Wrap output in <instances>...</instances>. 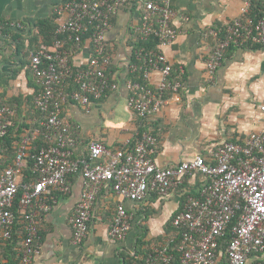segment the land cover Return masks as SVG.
Listing matches in <instances>:
<instances>
[{
    "label": "built area",
    "instance_id": "built-area-1",
    "mask_svg": "<svg viewBox=\"0 0 264 264\" xmlns=\"http://www.w3.org/2000/svg\"><path fill=\"white\" fill-rule=\"evenodd\" d=\"M132 1L65 0L55 9L56 34L61 38L50 46L41 45L30 57V70L40 85L35 107L44 117L40 121L43 130L36 128L25 137L13 165L0 169V242L12 238L16 209L24 233L19 264H32L38 254L39 240L38 215L33 207L38 203L40 213L47 212L49 205L44 199L50 198L53 192L68 194L71 175L79 174L84 181L81 200L70 219L73 243L79 245L87 237L92 205L102 185L110 184L120 199L141 201L150 192L166 197L186 176L198 173L206 179L199 195H186L182 210L172 220L173 227L179 231L175 249L179 264H248L252 255L264 254V127L243 144L227 142L217 146L211 152V162L196 156L176 166L160 168L151 158L156 139L146 132L131 149L122 147L111 152L102 143L91 141L87 157H73L74 132L60 118L62 106L70 99L87 108L108 91L117 89V83L110 77L111 52L105 44L106 34L116 14ZM254 1L243 0L241 17L232 21L225 38L208 58L206 71L210 79L229 46L264 43V0H259L263 13L256 21L248 17ZM138 5L141 25L135 28L137 41L146 42L154 36L157 43L152 50L134 51L141 65L130 66V72L141 71L142 77L125 82L126 104L134 115L145 119L157 114L166 103L165 92H176L179 87L170 80L172 67L161 50L177 38L173 22L186 19L179 17L169 0L138 1ZM13 28L22 26L0 21V36ZM217 34L213 32L216 38ZM86 41L90 46L89 57L83 67L74 66L67 44L74 42L80 48ZM153 72L159 76L155 87L149 85ZM70 80L76 88L67 93ZM258 110L264 118V102ZM11 115L8 108L0 109V142ZM33 135H42L47 142L54 137V144L30 156L33 179L21 183L18 179ZM130 227L131 216L118 204L109 228L110 240H123ZM228 230L230 239L223 258L220 242ZM173 241L155 249L145 264H172L170 244Z\"/></svg>",
    "mask_w": 264,
    "mask_h": 264
},
{
    "label": "crops",
    "instance_id": "crops-1",
    "mask_svg": "<svg viewBox=\"0 0 264 264\" xmlns=\"http://www.w3.org/2000/svg\"><path fill=\"white\" fill-rule=\"evenodd\" d=\"M64 1L0 0V21L22 26L0 36V109L8 108L14 116V126L19 129L18 124L23 131L29 130L26 134L31 135L30 129L40 126L33 109L40 85L30 70V57L37 51L32 43L38 32L36 26L51 21L55 9ZM138 1L150 0H133L121 9L106 34V45L111 52L109 72L117 89L108 91L87 108L70 99L62 106L60 118L74 132L73 157H87L91 141L102 143L111 152L122 147L131 149L137 138L146 132L156 139L151 158L160 168L173 167L196 156L211 162V152L217 146L227 142L243 144L251 134L260 131L264 127V118L258 110L264 102V59L258 72L243 80H229L227 73L234 62L241 61L244 53L264 54V46L256 47L250 42L242 46L231 45L212 79L206 71V62L225 38L228 26L241 17L243 0H169L179 17L186 19L173 22L178 31L177 38L161 50L172 67L170 80L179 87L176 92H165L166 103L146 121L127 108L125 82L132 75L130 66L141 64L134 53L135 28L137 24L141 25ZM216 29L219 39L213 35ZM89 54L90 46L86 41L76 53H71L73 65L83 67ZM158 77L157 72L151 73V87H155ZM73 90L69 86L66 88L67 93ZM249 110L254 114L251 117ZM243 125H248L246 130H241ZM33 136V139L37 137ZM11 161L12 158L2 155L0 150V168L8 167ZM24 178L26 175L22 170L18 180ZM68 179V194L53 192L50 198L44 199L49 205L47 212L40 213L38 203L33 207L38 215L39 240L38 254L32 264L141 262L155 249L174 239L173 218L182 210L186 195L197 197L206 182L201 174L188 175L166 197L150 192L141 201L120 199L110 184H104L92 205L87 237L76 245L70 219L81 200L84 181L79 174ZM118 204H122L131 216V227L123 240L112 242L109 228ZM17 222L21 227L19 224L15 227L16 241L10 243L16 254L24 237L20 214ZM0 250V264H17V256H12L9 247ZM259 260L264 262V254Z\"/></svg>",
    "mask_w": 264,
    "mask_h": 264
},
{
    "label": "trees",
    "instance_id": "trees-1",
    "mask_svg": "<svg viewBox=\"0 0 264 264\" xmlns=\"http://www.w3.org/2000/svg\"><path fill=\"white\" fill-rule=\"evenodd\" d=\"M155 2H156V0H155ZM262 13H263V5H262L261 1L256 0L252 4V7L250 9V13H249L248 17L251 18L252 20L256 21L257 19H259L261 17ZM36 29H38V32L35 33V35L33 37V42H32L33 44L36 45V50H38V48H39V46L41 44L42 45H46V46H50L55 40L61 38V36L56 34L57 23L55 21V15L53 16V19L51 21L50 20H46V21H44L42 23H39L36 26ZM216 32L218 33V39H219V31L217 30ZM63 38L66 39V36H63ZM40 39H41V41H39ZM156 43H157V39L154 36H151L148 39V41H146V42L140 41V40L136 41L135 45H134V51L135 50H140V48H143L145 51L152 50V49L155 48ZM105 44H106V42H105ZM255 45H256V47H263L264 43L263 44H255ZM67 49H69L72 54H74V53H76L78 51V48H77V46H76V44L74 42H71V43L69 42L68 45H67ZM107 49L109 50L108 46H107ZM139 65H141V64L139 63ZM131 74L132 75L129 76L130 79H132V80H141V77H142L141 71H137L135 73L131 72ZM68 86L71 88V90L75 89V85H74L72 80L69 81L67 87ZM33 109H34V113L36 115V118L39 121L43 120L44 117H43L42 113L40 112V110L37 109L35 106H34ZM13 118H14L13 115H11L9 117V120L7 122L6 134H5L4 138L2 139V141L0 142L1 154L4 155V156H10L12 158V161L9 163L10 164L9 166L13 165L15 157H16V154H17V150H18L21 142L23 141V139L25 137H27V136H30L29 133L26 134L27 132H29V130L25 132V131H23L21 126H18V124H17V127L19 129H17L14 126V124L16 125V123H14L15 121H12ZM147 119L148 118H145L143 120L146 121ZM35 128L43 130L42 127H40L39 125H36ZM30 131L33 132L34 130L30 129ZM23 132H25L24 135L22 134ZM36 138L37 139L41 138V140L40 139L37 140ZM51 144H54V141L53 142H51V141L47 142V141L43 140V136L42 135H38L34 139L31 138V142L29 144V149L26 151L25 157H24L25 160L27 159L28 163L26 162V163H24L25 165L23 164V166H22V170L25 171L26 178L22 179V181H20L21 183L29 182L30 180L33 179V175H32V160H31L30 156L33 153H35L36 151H38L40 148L47 147V146H49ZM0 169H4V168H0ZM16 201H18V197H17ZM14 212H15V215L17 216L16 221H15V227H16L19 224V222H17L18 219H19V213H17L16 209H14ZM233 223H234V221H233ZM15 227H14V230H13L12 238L10 240H8V241L0 242V249H1V247L4 249V246L9 247L11 254H13L12 256H15V255L17 256L16 257V263L19 264L20 255H21V249L16 254L12 250L13 248L11 247L12 245L10 244L11 241H16V237H15L16 230H15ZM20 227H21V225H20ZM173 236H174V241H173L172 244H170V248H171L170 252L174 256V261H173L172 264H179V254L175 251L176 246H177V244L179 242V231L174 229ZM229 239H230V230H228L225 233V237L222 238L221 242H220V248H221V253H222V257L223 258H224V249H225V246H226V242H228ZM14 243L15 242H13V245H14ZM1 253H2V251L0 250V256H1ZM149 255H147L144 258V260H142L141 262L134 260V261L126 262L125 264H145V260H146V258ZM4 256L5 255H3L2 257H4ZM261 256L262 255H260V254L252 255L250 257V259L248 260V264L264 263L263 261L259 260ZM7 258L10 260V256L9 257L7 256ZM222 263H223V260H222ZM1 264H2V262H1Z\"/></svg>",
    "mask_w": 264,
    "mask_h": 264
},
{
    "label": "clouds",
    "instance_id": "clouds-1",
    "mask_svg": "<svg viewBox=\"0 0 264 264\" xmlns=\"http://www.w3.org/2000/svg\"><path fill=\"white\" fill-rule=\"evenodd\" d=\"M264 59V54L260 56L254 55L252 53H244L241 61L234 62L228 70L227 78L229 80L234 79H245L251 74L258 72L261 64V60ZM255 61V63H253ZM254 114L249 110L248 116L251 117ZM248 125H243L241 130H246Z\"/></svg>",
    "mask_w": 264,
    "mask_h": 264
}]
</instances>
